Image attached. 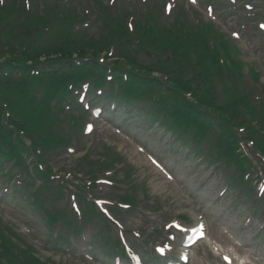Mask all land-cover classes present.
<instances>
[{
	"label": "rangeland",
	"instance_id": "374dc122",
	"mask_svg": "<svg viewBox=\"0 0 264 264\" xmlns=\"http://www.w3.org/2000/svg\"><path fill=\"white\" fill-rule=\"evenodd\" d=\"M225 25L228 23L229 28H234L235 25L228 22L232 18H218ZM218 25V24H217ZM226 27V26H225ZM225 34L228 30L218 25ZM237 28V27H236ZM247 45V50L242 44ZM236 45L241 48L243 58L246 62L252 63L256 66L258 72H261L262 81H264V43L254 42L251 47L250 43L244 42ZM259 72V73H260ZM132 134V131H130ZM148 135L149 133L146 132ZM109 145L119 149L121 155L133 164L136 168L135 178L138 180H146L152 196L159 197L161 210L159 212H142L136 211L131 216H127L126 226L132 230H137L141 227L143 220L149 214L152 221L151 227L147 233L143 235H150L146 240L153 243L158 236L155 231L163 224L175 219L177 216L191 214L193 217L197 215H204L208 225L209 235L216 239L224 250H230L236 255L237 259H245L251 263L259 264L250 255L254 248H258L257 243L262 242V239H254V230L249 229L247 232L241 230L247 224L248 212L253 204V198H246L245 196H235L237 190L231 189L221 202H215L214 198L219 195L220 189L226 186V172L220 170L215 171L213 175H207L206 169H202V165L196 166L197 170L187 169L186 162L182 159L168 158L167 163L170 168L176 171L175 181L170 182L166 180L159 171L155 168H149L146 164L145 158L136 152V144L126 136L115 135L110 131H106L102 136ZM103 139V140H104ZM153 144H157L154 138H150ZM93 143L92 140H89ZM177 163V164H176ZM176 165V166H175ZM62 166L61 162L55 165V169ZM190 167L191 164L188 163ZM192 166H195L194 164ZM190 171V172H189ZM199 183H204L205 187H198ZM186 189H189L187 192ZM186 191V195L182 193ZM234 196L231 197L230 194ZM255 196V195H253ZM200 198L202 200H200ZM155 200H151L154 202ZM6 203V202H5ZM0 204V219L4 224L11 226L16 235L22 237L19 245L24 248L27 245L33 246L36 250V255L41 260H51L50 264L66 263V257L60 256L58 253H53L50 246L46 244L41 236L39 229H43L42 217L40 210L34 212L35 217H32L33 210L27 206L21 208L14 203ZM245 208V210H243ZM244 211V212H243ZM243 212V213H242ZM34 216V214H33ZM154 219V220H152ZM195 223V222H193ZM44 230V229H43ZM228 231V232H225ZM153 232V234H150ZM8 235V234H7ZM11 236V234H9ZM234 237V239H233ZM261 250H263L261 248ZM264 257V251H263ZM107 261L105 256L99 257L97 262L93 264H105ZM74 264H83V260H73ZM190 264H223L220 260L213 257L204 246L200 245L193 251V257ZM234 264H238L237 261ZM264 264V261L261 262Z\"/></svg>",
	"mask_w": 264,
	"mask_h": 264
},
{
	"label": "snow or ice",
	"instance_id": "6c2138e0",
	"mask_svg": "<svg viewBox=\"0 0 264 264\" xmlns=\"http://www.w3.org/2000/svg\"><path fill=\"white\" fill-rule=\"evenodd\" d=\"M262 27H264V25H262Z\"/></svg>",
	"mask_w": 264,
	"mask_h": 264
}]
</instances>
